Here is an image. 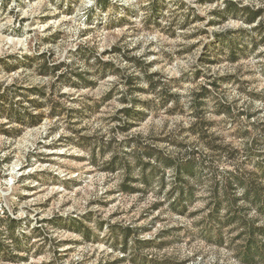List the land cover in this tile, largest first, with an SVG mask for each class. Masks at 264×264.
<instances>
[{"label":"rangeland","instance_id":"1","mask_svg":"<svg viewBox=\"0 0 264 264\" xmlns=\"http://www.w3.org/2000/svg\"><path fill=\"white\" fill-rule=\"evenodd\" d=\"M229 1L264 7L0 0V232L11 244L15 218L25 243L0 264H136L135 251L156 264H244L235 232L218 245L200 229L221 172L264 187V38ZM11 101L42 120H18ZM190 156L195 196L181 213L170 204L174 167ZM244 190L231 193L264 223Z\"/></svg>","mask_w":264,"mask_h":264},{"label":"trees","instance_id":"2","mask_svg":"<svg viewBox=\"0 0 264 264\" xmlns=\"http://www.w3.org/2000/svg\"><path fill=\"white\" fill-rule=\"evenodd\" d=\"M108 3L109 0H98V4L102 6H106ZM228 6L229 11L244 23L248 25L256 23V25L251 27V30L260 33L261 37L264 38V7L239 5L234 1H229ZM240 30L244 31V28H240ZM251 37L252 43L257 44L256 38L253 35ZM221 41L229 47L230 58L236 59L237 42L228 39L226 35L221 38ZM32 103L34 107L39 105L36 101H32ZM7 107L10 114L18 120L27 119L31 124H37L42 120V114L35 113L27 107L23 109L16 102L11 101ZM5 109L4 105H0V115ZM158 160L170 166L175 163L169 158L162 156ZM194 162L195 157L190 156L187 160L177 163L174 167L175 186L172 193L175 192V196L170 204L174 210L181 213L186 212L188 203L195 196L196 182H193V179L197 177ZM156 169L158 168L153 166L151 177L144 176L143 180L146 184L150 185ZM215 181V188L209 195L210 200L206 207L207 212L200 221L202 235L210 242L223 245L226 241L225 229L229 228L230 232H235V235L230 239V246L237 251L236 255L239 260L244 264H264V223L259 222L256 216H250L249 208L239 204L241 198L235 195L234 192H232L233 194L231 193L233 189L243 187L245 189L244 198L247 203L255 206L260 213H264V187L242 180L240 176L230 171L221 172L220 178L215 176ZM124 189L132 190L133 188L125 184ZM19 222L15 218L8 217L11 244L3 239L0 232V257L9 256L12 259L16 256V254H12V251L20 250L25 245L23 238L15 234V230L20 224ZM81 232L90 236V232L85 229L81 230ZM129 233V228L122 231L124 250H127L129 245ZM115 239L118 241L119 234H116ZM149 243L150 240L137 238L134 244L140 249L150 245ZM132 259L136 264L158 263L155 258L140 255L137 251L133 254Z\"/></svg>","mask_w":264,"mask_h":264}]
</instances>
